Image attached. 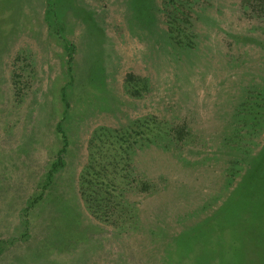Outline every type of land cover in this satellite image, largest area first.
I'll list each match as a JSON object with an SVG mask.
<instances>
[{
  "label": "rangeland",
  "instance_id": "rangeland-1",
  "mask_svg": "<svg viewBox=\"0 0 264 264\" xmlns=\"http://www.w3.org/2000/svg\"><path fill=\"white\" fill-rule=\"evenodd\" d=\"M47 1L0 0V264H264V0H199L172 31L168 0ZM138 119L130 206L98 219L89 136Z\"/></svg>",
  "mask_w": 264,
  "mask_h": 264
},
{
  "label": "trees",
  "instance_id": "trees-1",
  "mask_svg": "<svg viewBox=\"0 0 264 264\" xmlns=\"http://www.w3.org/2000/svg\"><path fill=\"white\" fill-rule=\"evenodd\" d=\"M199 0H168L170 29L179 27L181 21L186 18L188 5ZM48 5H53L54 0H48ZM50 30L56 33L63 41V46L71 61L73 45L61 36L62 23L60 20L48 18ZM188 18L186 19V21ZM69 64V63H68ZM68 74L71 76V66H68ZM62 98L67 105L66 96ZM62 122L56 124V131L62 139V146L57 151L56 159L52 162L47 180L50 182L54 174L64 164V154L68 146L67 136L62 127ZM143 123L136 120L131 126L113 127L99 125L95 127L87 143V160L83 165L78 178L80 196L92 215L98 219L108 221L111 217L121 216L126 207L130 206L128 195L132 191L135 181L133 157L140 139L144 137ZM159 133H153V139L168 138L169 127L163 122L159 124ZM152 134V135H153ZM142 189L145 190L144 185ZM135 189V188H134Z\"/></svg>",
  "mask_w": 264,
  "mask_h": 264
}]
</instances>
